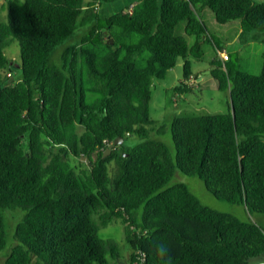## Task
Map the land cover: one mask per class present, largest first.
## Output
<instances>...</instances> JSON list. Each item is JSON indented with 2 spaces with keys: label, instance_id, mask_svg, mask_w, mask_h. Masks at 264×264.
<instances>
[{
  "label": "trees",
  "instance_id": "1",
  "mask_svg": "<svg viewBox=\"0 0 264 264\" xmlns=\"http://www.w3.org/2000/svg\"><path fill=\"white\" fill-rule=\"evenodd\" d=\"M117 1L4 0L0 252L3 212L23 216L0 264H119L116 241L98 236L114 220L123 226L130 264H250L264 256V220L210 209L174 177L178 171L197 177L217 200L264 217V62L258 74L221 64L222 49L213 42L209 74L230 103L223 113L174 116L173 154L148 136L155 126L149 105L152 82L178 59L184 82L193 77L190 61L203 58L208 35L201 9L217 23L236 20L243 32L264 31V2L137 0L131 9L99 17L102 4ZM180 21L194 37L191 46L173 35ZM80 28L88 32L79 45L62 46L54 59ZM12 41L19 46L16 61L5 56ZM184 82L181 94L189 91ZM133 137L138 142L125 145ZM116 139L122 144L102 158ZM79 158L86 164L77 166Z\"/></svg>",
  "mask_w": 264,
  "mask_h": 264
},
{
  "label": "rangeland",
  "instance_id": "2",
  "mask_svg": "<svg viewBox=\"0 0 264 264\" xmlns=\"http://www.w3.org/2000/svg\"><path fill=\"white\" fill-rule=\"evenodd\" d=\"M87 1V0H85ZM119 0L112 4H102L98 9L100 18H105L117 11H125L131 9L137 0ZM264 2V0H256ZM6 5L4 0H0V21H6ZM212 12L204 7L198 13L200 20L204 23L208 30L206 40L201 44L203 51V58L201 60H191V72L194 74V83L189 85V91L184 94L177 92L180 87L182 79V60L178 59L176 65L167 72L164 79H156L152 82V98L149 105V117L155 122L154 128L149 129V138L158 139L173 154V145L169 137V123L174 116H189L201 114H218L223 113L230 103L227 92H220L217 90L216 81L211 78L209 69L210 62L214 60V46L213 42L218 44L224 54L225 58L218 55L219 62H229L239 71L258 74L262 62H264V31L251 30L250 32H243L240 23L236 20H230L224 24L217 23L212 16ZM115 32L120 30L116 28ZM87 28H80L71 33L64 43L58 46L55 53L62 46L75 45L77 47L80 43L81 36L87 34ZM174 37H180L191 46L194 43V37L187 35L185 32V22L180 21L174 28ZM190 36V37H189ZM138 36L132 35L131 39L136 40ZM63 48L59 50V53ZM54 53V54H55ZM5 56L8 60L16 61L20 54L19 46L16 41H12L9 48L5 51ZM54 56V55H53ZM52 56V59H53ZM58 61H54L57 63ZM141 65V61L138 62ZM9 71H5L4 76L8 77ZM12 77L7 78L8 81L14 83L16 80V73L11 72ZM18 78V77H17ZM158 127H166L165 131L160 134L154 133ZM138 142L137 138H130L125 141V145H134ZM81 164H86L84 158L77 159L76 165L81 167ZM175 182H181L186 185L189 191L196 197V199L203 205L218 212L230 214L241 221L258 222L264 220L262 215L249 214L241 205H232L229 202L217 200L212 194L208 192L203 182L197 177H189L180 171L174 177ZM6 245L4 250L0 252V263L4 262L5 258L10 254L13 245L14 226L17 219L23 216V213L18 210L4 211ZM22 215V216H21ZM20 216V217H19ZM135 231V230H134ZM98 236L103 239H114L118 245V251L122 258L121 262L130 264V246L124 239L123 226L118 221H112L106 227L101 228ZM140 255V254H138ZM250 264H264V256L249 260ZM134 264H136L134 262Z\"/></svg>",
  "mask_w": 264,
  "mask_h": 264
},
{
  "label": "water",
  "instance_id": "3",
  "mask_svg": "<svg viewBox=\"0 0 264 264\" xmlns=\"http://www.w3.org/2000/svg\"><path fill=\"white\" fill-rule=\"evenodd\" d=\"M109 43L112 44V40H111V39L109 40ZM122 141H123L122 139H116V140H114V142H113L112 144H110V145L108 146L107 150L103 153L102 158H104L107 154H109L110 150H111L115 145H120V144H122ZM119 264H124V263L120 262Z\"/></svg>",
  "mask_w": 264,
  "mask_h": 264
},
{
  "label": "built area",
  "instance_id": "4",
  "mask_svg": "<svg viewBox=\"0 0 264 264\" xmlns=\"http://www.w3.org/2000/svg\"><path fill=\"white\" fill-rule=\"evenodd\" d=\"M218 53H223V52H218ZM223 54H220V56L222 57ZM195 79L193 77H190L187 81H185L184 83L187 84L188 86L191 85L192 83H194ZM140 256H143V254H140ZM141 262V261H140Z\"/></svg>",
  "mask_w": 264,
  "mask_h": 264
},
{
  "label": "crops",
  "instance_id": "5",
  "mask_svg": "<svg viewBox=\"0 0 264 264\" xmlns=\"http://www.w3.org/2000/svg\"><path fill=\"white\" fill-rule=\"evenodd\" d=\"M193 78H194V74H193Z\"/></svg>",
  "mask_w": 264,
  "mask_h": 264
}]
</instances>
